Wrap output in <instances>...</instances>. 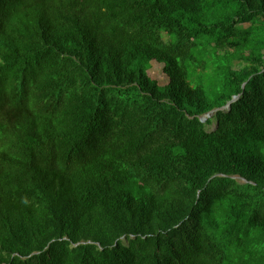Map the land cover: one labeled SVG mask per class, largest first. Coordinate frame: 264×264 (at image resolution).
<instances>
[{
    "label": "trees",
    "instance_id": "trees-1",
    "mask_svg": "<svg viewBox=\"0 0 264 264\" xmlns=\"http://www.w3.org/2000/svg\"><path fill=\"white\" fill-rule=\"evenodd\" d=\"M0 264H264V0H0Z\"/></svg>",
    "mask_w": 264,
    "mask_h": 264
},
{
    "label": "rangeland",
    "instance_id": "rangeland-1",
    "mask_svg": "<svg viewBox=\"0 0 264 264\" xmlns=\"http://www.w3.org/2000/svg\"><path fill=\"white\" fill-rule=\"evenodd\" d=\"M165 38V37H164ZM153 72H152V77H154L160 84H164L167 82V77L165 76V74L163 73L162 70V64L153 61ZM161 64V65H159ZM235 180H238V178H236Z\"/></svg>",
    "mask_w": 264,
    "mask_h": 264
},
{
    "label": "water",
    "instance_id": "water-1",
    "mask_svg": "<svg viewBox=\"0 0 264 264\" xmlns=\"http://www.w3.org/2000/svg\"><path fill=\"white\" fill-rule=\"evenodd\" d=\"M237 99H238L237 96L233 97L232 100H231L230 102H228V103L226 104V106H224L222 109L229 108L230 105H231V103H233V102L236 101ZM215 111H216V110H213V111H211V112L205 114L204 116H202V117L200 118V121H201V122H205L207 118L211 117V115L214 114ZM236 178H238V177H234L233 179H236Z\"/></svg>",
    "mask_w": 264,
    "mask_h": 264
},
{
    "label": "bare ground",
    "instance_id": "bare-ground-1",
    "mask_svg": "<svg viewBox=\"0 0 264 264\" xmlns=\"http://www.w3.org/2000/svg\"><path fill=\"white\" fill-rule=\"evenodd\" d=\"M232 104V103H231ZM230 108V107H229ZM229 108H227V109H229ZM222 109V108H221ZM215 113V112H214ZM212 116V115H211ZM4 155V154H3ZM6 156V155H5ZM3 160H4V158H3ZM8 162V161H7ZM3 164V163H2ZM29 195V194H28ZM203 202V201H202ZM204 202H206V200L204 201ZM35 232V231H34Z\"/></svg>",
    "mask_w": 264,
    "mask_h": 264
}]
</instances>
